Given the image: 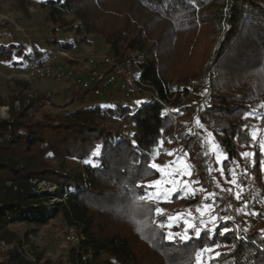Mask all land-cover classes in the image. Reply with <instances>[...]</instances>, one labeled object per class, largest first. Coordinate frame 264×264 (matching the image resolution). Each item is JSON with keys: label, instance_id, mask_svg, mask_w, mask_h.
I'll return each instance as SVG.
<instances>
[{"label": "trees", "instance_id": "trees-1", "mask_svg": "<svg viewBox=\"0 0 264 264\" xmlns=\"http://www.w3.org/2000/svg\"><path fill=\"white\" fill-rule=\"evenodd\" d=\"M42 7L53 24L47 47L29 45L0 22L1 63H39L57 49H76L97 35L108 53L139 59L142 80L154 94L140 101L104 94L79 105L90 89L77 84L82 91L72 89L65 101L42 93L11 100L0 94V264H186L196 251L218 244L223 246L219 255L206 264H264V232L225 220L199 237L185 240L174 232L168 240L164 233L170 228L153 226V221L166 224L155 215L156 204L135 198L151 190L137 185H149L160 174L148 165L162 143L180 140L203 179L208 178L201 162L221 167L227 183L243 168L242 153L249 152L255 132L247 116L264 120V0H43ZM199 25L210 33L205 56L199 53L204 94L183 106L193 126L179 129L177 137L175 112L167 105L175 93V103L188 97L195 76L175 83L163 71L161 56L177 33L188 40ZM3 106L9 107L8 116L2 115ZM109 117L126 121L125 127H110ZM261 144L252 152L264 185ZM42 182L55 190L41 187ZM225 199L214 191L210 205ZM133 218L146 222L144 235L155 234L154 242L135 230ZM54 219L65 225V236L71 227L81 234L57 260L38 251L34 241Z\"/></svg>", "mask_w": 264, "mask_h": 264}, {"label": "rangeland", "instance_id": "rangeland-1", "mask_svg": "<svg viewBox=\"0 0 264 264\" xmlns=\"http://www.w3.org/2000/svg\"><path fill=\"white\" fill-rule=\"evenodd\" d=\"M42 1L28 0L25 2L26 5L23 6L22 0H0V22L11 29L14 34L26 39L29 45L35 42L40 47L45 48L47 47L45 38L49 35V29H51L53 24L45 20ZM202 31V25H199L194 31L191 29L188 34L190 37L188 40L185 38L182 39L183 35L177 33L170 48H163V50H166L163 51L164 54L161 56L163 71L168 77H173L175 83L188 77H193V75L195 76L188 82L190 88L188 97L185 100H180L175 103L174 99L177 97V93H175L173 101L167 105L175 112L173 121L174 133L177 137L179 129L187 131L191 130L193 126L191 112L184 109L183 106L187 103L195 104L204 94V90L200 84L202 80V76H200L202 71L200 64L202 63V54L205 56L206 46L210 40V33L208 31ZM64 34L68 37L72 35L70 32ZM3 39L8 40V37ZM90 39L91 41L89 43H85L76 49L68 51L69 55L80 60L74 61L69 57H62L65 70H67L66 68H72L74 66L75 68L82 67L85 65L83 60L88 55L108 53V45L101 37L91 35ZM28 66L29 63L14 67L10 64L0 62V94L7 100H11L13 96L18 97L21 94L26 96L42 93L50 95L56 101H65L70 98L68 93L72 89H76V93L81 90L68 78L27 77ZM207 84V87H209V82ZM96 101H98V98H84L83 100L80 98L76 101V104H84L82 102L89 104V102L94 103ZM8 108V106L1 108L3 116L9 115ZM247 121L254 125L255 137L256 135H261L258 140L257 138L252 139L248 143V148H252L258 142L264 145V120L258 114H253L247 116ZM107 122L110 127H125L126 123V121L120 122L117 118L113 117H109ZM200 134L203 135L205 133L204 131H200ZM262 148L264 149V146ZM168 153H172V155ZM218 159L220 160L221 157ZM153 162L161 166V168L159 170V176L151 178L150 184L154 181H160V183L150 188L151 190L147 192L153 196L152 202L157 207L163 209V213L159 217L160 219H166L164 221L166 224L169 222L173 223L178 216L187 214V207L192 199V194L194 195L199 191L208 196L210 200L214 195V191H218L222 195H229L232 191V183H227L222 178L223 169L221 167L215 168L207 166V170L204 171L202 168L204 163L201 162L198 167L205 175L207 174L208 179L200 178L196 173V167L191 161L189 152L187 150L183 151L180 140L176 142L171 141L168 144L162 143L155 149ZM189 171L190 175L188 174ZM204 182L207 184L206 186L203 185ZM40 186L48 189L54 187L44 182ZM157 195L160 197L158 200L155 198ZM170 217L172 218L171 221H169ZM17 225L19 228L21 227L20 223ZM243 227H253L254 231L264 232V222L252 224L249 220L245 219ZM169 230L171 233H174L171 228ZM65 231V225H61V222L57 219L52 220L44 226L38 236L34 237L36 249L38 251H44L45 256H50L56 260L60 257H66L65 255L73 244L66 240ZM2 245L6 247L4 243ZM206 247L212 248L213 251L203 254V264H206L209 257L217 254L223 246L218 244L213 247Z\"/></svg>", "mask_w": 264, "mask_h": 264}, {"label": "built area", "instance_id": "built-area-1", "mask_svg": "<svg viewBox=\"0 0 264 264\" xmlns=\"http://www.w3.org/2000/svg\"><path fill=\"white\" fill-rule=\"evenodd\" d=\"M63 56L74 61L80 60L69 55L68 51L57 49L41 62L29 64L27 77L68 78L81 89H90L97 97H103L105 92L112 88L120 90L123 98L134 101L144 100L154 94V87L142 80L139 59L134 56L120 59L111 53L91 54L83 60L84 68L72 67L66 68L67 70L61 64ZM248 153L252 155L244 156L243 168L235 172L232 178V191L225 195V201L210 205L211 199L198 191L189 202L187 214L178 216L173 221L174 232L183 235L185 221L199 227L201 234L212 230L225 220H231L238 225H243L245 219L255 224L264 222V185L258 171L259 162L253 155L252 148ZM207 166L202 165L204 171L207 170ZM55 188L56 186L51 190ZM205 205L210 207L206 208ZM67 230V240L73 244L79 243L81 234L73 227ZM187 235L196 236L192 229H188Z\"/></svg>", "mask_w": 264, "mask_h": 264}, {"label": "snow or ice", "instance_id": "snow-or-ice-1", "mask_svg": "<svg viewBox=\"0 0 264 264\" xmlns=\"http://www.w3.org/2000/svg\"><path fill=\"white\" fill-rule=\"evenodd\" d=\"M255 138H256L255 137V132H253V139H255ZM262 146H264V145H262ZM96 154H98V152H94L93 153V155H96ZM168 154L169 155H172V153H168ZM242 155L245 156V157H247V156H251L252 153H242ZM148 166L150 168L156 169V170H160V168H161V166H159V165H157L155 163H150ZM188 174L190 175V171L188 172ZM159 183H160V181H154V182H152L149 185H146V186L137 185L136 187H140V188H152L155 185H158ZM135 198L137 200H139V201H142V202H150V201L153 200V196L151 194H149L148 192H143V194H140V195H138ZM155 198L158 200L160 197H159V195H157ZM237 198H239V197H237ZM205 207L207 208V207H210V206L205 205ZM152 210L153 209L151 207H149L148 211L149 212H152ZM198 211H199V209H198ZM154 212H155V215L160 216L163 213V209H161L159 207H156L154 209ZM201 215H203V213H201ZM171 219L172 218L170 217L169 218V221H171ZM133 223L136 225V229L135 230L138 233H140L142 236H144V238L149 239V240H151L153 242L155 241V239H156L155 234H153L152 236H145L144 235L145 234V229L147 227V224H146L145 221H143V220H136L135 218H133ZM152 223H153V226L154 227H158V228H171V227H173V225H172L171 222L165 224V223H162V222L153 221ZM188 229H192L195 232V235L197 237H199L200 234H201V229L199 227H197L196 225H194V224H192L190 222L185 221V232H184V234L183 235L175 234V235L180 236L181 239L187 240V239L190 238L187 235ZM227 231H229V229L224 228V232H227ZM164 238H166L168 240H173L175 238V236L171 232H166V233H164ZM154 246H155V244H154ZM212 251H213L212 248L203 247L200 250L196 251L193 257H189L188 260H187V262H186V264H203V254L206 253V252L207 253H210ZM163 254L165 256H167V253L166 252H164ZM216 255L218 256L219 253H217ZM211 259H212V257H209V260H211Z\"/></svg>", "mask_w": 264, "mask_h": 264}, {"label": "crops", "instance_id": "crops-1", "mask_svg": "<svg viewBox=\"0 0 264 264\" xmlns=\"http://www.w3.org/2000/svg\"><path fill=\"white\" fill-rule=\"evenodd\" d=\"M84 67H85V65H83L80 68H84ZM92 94L93 93H91V92L86 94L85 99H89V98H96L97 99L98 98L94 94H93V96H91ZM105 94H106V96H104V98L106 97L107 99H110V100H112V99H122L123 98L122 97V92L120 90H118V89H113V88L109 89L107 92H105Z\"/></svg>", "mask_w": 264, "mask_h": 264}]
</instances>
